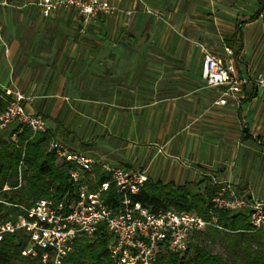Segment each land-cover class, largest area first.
<instances>
[{
    "label": "crops",
    "instance_id": "crops-1",
    "mask_svg": "<svg viewBox=\"0 0 264 264\" xmlns=\"http://www.w3.org/2000/svg\"><path fill=\"white\" fill-rule=\"evenodd\" d=\"M111 1L118 11L81 33L74 10L46 17L38 0H0V88L24 94L73 151L151 182L209 176L264 201V89L249 84L220 104L223 89L201 75L204 48L224 59L238 29V73H264L261 2Z\"/></svg>",
    "mask_w": 264,
    "mask_h": 264
},
{
    "label": "built area",
    "instance_id": "built-area-1",
    "mask_svg": "<svg viewBox=\"0 0 264 264\" xmlns=\"http://www.w3.org/2000/svg\"><path fill=\"white\" fill-rule=\"evenodd\" d=\"M37 4L46 17L58 10H74L80 16L81 33L101 14L111 15L118 11L111 0H38ZM259 16H264V9ZM225 53L223 59L204 48L202 57L201 75L206 86L223 89V97L218 103L226 104L228 96L236 98L237 91L249 84L264 89V73L240 75L232 49L226 47ZM24 99V94L16 93L7 108L0 112V130L20 126L21 131L23 126H27L33 132H47L46 119L28 112L22 104ZM17 134L14 131L10 136L15 142ZM49 151L60 161L71 164L69 174L76 186L75 196L66 199L65 195L57 202L52 198H42L31 207L20 206L24 214L15 223L8 221L0 225V241L6 234L25 232L29 245L23 254L37 256L38 250H42L43 264H61L63 257L73 251L76 238L91 237L100 227L112 236L109 251L115 264H158L159 258L166 253H184L194 233L211 227L226 230L219 225L216 210L247 215L254 230L264 227V201L242 196L231 183L216 189L208 209V219L194 211L153 213L131 200V195L139 193L149 180L146 170L132 171L123 166L108 165L71 150L52 136ZM97 166L110 176L99 184L94 169ZM111 187L123 196L117 211L105 200V193Z\"/></svg>",
    "mask_w": 264,
    "mask_h": 264
},
{
    "label": "trees",
    "instance_id": "trees-1",
    "mask_svg": "<svg viewBox=\"0 0 264 264\" xmlns=\"http://www.w3.org/2000/svg\"><path fill=\"white\" fill-rule=\"evenodd\" d=\"M227 43L238 56L243 47L241 30L238 29ZM11 99V95L0 88V112L7 108ZM19 130L20 126H13L0 134V222L17 221L24 214L20 206L31 207L39 199L52 198L57 202L65 195L66 199L75 196L76 186L69 174L71 164L60 161L49 151L50 132H33L27 126ZM14 131L18 132L17 142L10 138ZM109 178V174L96 170L98 184ZM196 184L178 185L148 180L139 193L131 195V200L141 203L153 213L194 211L208 219L211 199L218 186L212 184L211 179L200 192L193 189ZM105 200L117 211L123 196L111 187L105 193ZM216 214L219 225L226 230L211 227L208 228L211 234L226 236L234 253L240 255L239 252H242L243 264H264V250L253 247V242L264 238V227L254 230L245 214H232L226 210H216ZM111 240V234L104 227L91 237L76 238L73 251L63 257L61 264H115L109 251ZM28 245L29 237L25 232L6 234L0 241V264H43L42 250H38L37 256L23 254ZM193 247L190 242L182 255L166 253L159 258L158 264H228L223 256L206 247Z\"/></svg>",
    "mask_w": 264,
    "mask_h": 264
},
{
    "label": "rangeland",
    "instance_id": "rangeland-1",
    "mask_svg": "<svg viewBox=\"0 0 264 264\" xmlns=\"http://www.w3.org/2000/svg\"><path fill=\"white\" fill-rule=\"evenodd\" d=\"M7 130H0V134L1 133H6ZM202 182L198 183L193 187V189L195 191H200L203 192L205 189V186L207 184V182L210 180L211 181V177L209 176H202V178L200 179ZM90 182L93 183V179H90ZM212 184H214V182L212 181ZM224 184L227 183H222L219 185L222 186ZM215 185V184H214ZM11 221V220H9ZM8 221H4V222H0V225L6 223ZM13 223H15L16 221H11ZM191 243H193L194 247L198 246V247H206L208 249H210L213 253L216 254H220L221 256H223V258L227 261L228 264H243V259H242V252H239L240 255H236L230 245V242L227 240L226 236H223V234L216 236V235H212L211 231L209 229L205 230L202 233H194L191 237ZM261 244V245H259ZM193 247V248H194ZM253 247L254 248H259L258 250H264V238H260V240L258 242H253ZM192 248V249H193ZM183 253H181L182 255Z\"/></svg>",
    "mask_w": 264,
    "mask_h": 264
},
{
    "label": "water",
    "instance_id": "water-1",
    "mask_svg": "<svg viewBox=\"0 0 264 264\" xmlns=\"http://www.w3.org/2000/svg\"><path fill=\"white\" fill-rule=\"evenodd\" d=\"M260 2H261V4H262V8H261V12H262V10L264 9V4H263V1L262 0H259Z\"/></svg>",
    "mask_w": 264,
    "mask_h": 264
}]
</instances>
